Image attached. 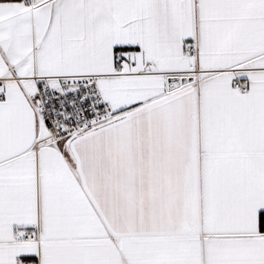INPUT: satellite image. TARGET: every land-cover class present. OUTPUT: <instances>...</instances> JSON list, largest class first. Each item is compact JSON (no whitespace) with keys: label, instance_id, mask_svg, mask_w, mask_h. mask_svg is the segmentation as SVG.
<instances>
[{"label":"snow or ice","instance_id":"obj_1","mask_svg":"<svg viewBox=\"0 0 264 264\" xmlns=\"http://www.w3.org/2000/svg\"><path fill=\"white\" fill-rule=\"evenodd\" d=\"M0 264H264V0H0Z\"/></svg>","mask_w":264,"mask_h":264}]
</instances>
